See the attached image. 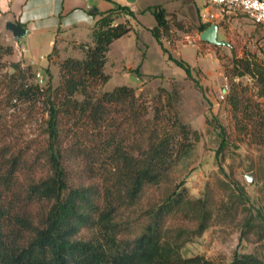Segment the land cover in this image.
Returning a JSON list of instances; mask_svg holds the SVG:
<instances>
[{"label": "trees", "instance_id": "obj_1", "mask_svg": "<svg viewBox=\"0 0 264 264\" xmlns=\"http://www.w3.org/2000/svg\"><path fill=\"white\" fill-rule=\"evenodd\" d=\"M117 8L135 15L127 6ZM151 10L157 20L151 31L161 43L162 33L169 28V13L160 5ZM113 13L98 21L94 44L83 46L82 57L68 56L60 62L57 86L52 85L49 68L46 87L29 83L32 67L22 68L19 63L0 82V108L31 96L43 99L48 114L38 139L23 145L6 133L0 145V264H224L202 255L162 254L164 226L172 213L191 204L200 214L194 234L201 235L209 226L210 211L201 199L189 200L186 188L150 210L140 232L124 235L132 228L126 211L179 160L193 153L201 133L175 114L169 95L156 97L150 115L132 86L98 92L111 78L106 72L111 45L133 29L129 21L115 23ZM209 26L204 23L201 29ZM57 52L55 48L49 57ZM173 60L190 72L186 63ZM235 65L239 76L253 77L257 97L264 98V63L238 58ZM247 89L237 85L226 97L230 133L217 119L207 120L220 129L221 152L231 134L264 144V102ZM261 218L258 232L264 237ZM258 227L250 217L245 232ZM83 230H92L95 236L85 237ZM228 264H264V258L238 253Z\"/></svg>", "mask_w": 264, "mask_h": 264}, {"label": "rangeland", "instance_id": "obj_2", "mask_svg": "<svg viewBox=\"0 0 264 264\" xmlns=\"http://www.w3.org/2000/svg\"><path fill=\"white\" fill-rule=\"evenodd\" d=\"M196 4L201 11L207 9L206 0H196ZM212 13L214 17L208 16L205 22L202 14L193 8L171 9L169 28L162 33L161 43L157 39L155 42L147 25L137 24L139 32L122 36L111 45L106 64V72L111 78L98 92L113 90L118 85L132 86L148 105L150 115L156 97L169 95L175 114L201 133L193 153L179 160L160 183L148 187L139 203L126 211L125 218L132 222V228L124 235L134 236L140 232L150 210L161 205L175 191L186 188L184 194L189 200L201 199L210 211L209 226L201 235L194 234L200 224V214L191 204L187 209L172 213L164 226L162 254L171 258L202 255L217 263L228 264L238 253H253L264 258V237L258 232L262 228L261 216H264V144L242 141L231 134L221 152L220 129L207 120L217 119L231 132L232 117L226 97L237 85L248 87L249 95L264 102V98L256 95L258 88L253 77L239 76L235 65L238 58L262 61L264 26L257 25L244 14L222 15L218 7H212ZM151 20L156 21L154 17L143 19L146 24ZM6 21L0 7V82L14 73L15 64L19 63L22 68L31 66L32 73L40 70L45 75L41 83L36 74L30 73L29 83L46 87L50 79L46 69L49 68L53 74L52 85L57 86L60 62L64 58L57 52L48 57V66L32 64L21 40L6 28ZM123 21L131 22V19ZM204 23L218 24V38L228 41L229 45L202 40ZM87 44L93 45L94 40ZM79 46V52L84 54V44ZM121 48H127L126 54L120 51ZM173 59L186 63L190 72ZM132 76L139 80H133ZM46 117L42 98L30 96L3 103L0 145L6 139V133H9L8 139L14 134L23 145L38 139ZM247 173L253 174V181H247ZM250 217L259 227L245 232V223ZM82 232L85 237L95 236L92 230Z\"/></svg>", "mask_w": 264, "mask_h": 264}, {"label": "crops", "instance_id": "obj_3", "mask_svg": "<svg viewBox=\"0 0 264 264\" xmlns=\"http://www.w3.org/2000/svg\"><path fill=\"white\" fill-rule=\"evenodd\" d=\"M119 5L129 7L135 15L118 9ZM158 5L168 13L171 9L184 10L186 7L200 14L204 12L197 6L196 0H0L7 21H16L27 28V34L20 40L32 64L41 66L50 64L48 57L55 48L62 58L82 57L84 54L79 52V45L88 47L87 43L94 39L93 32L98 21L110 11H114L115 22L131 19L133 29L128 34L139 32L137 24H145L151 29L157 20L146 24L143 19L155 18L151 9ZM135 25L137 27L134 28ZM151 36L156 42L155 36ZM120 51L126 54L127 48H121Z\"/></svg>", "mask_w": 264, "mask_h": 264}, {"label": "built area", "instance_id": "obj_4", "mask_svg": "<svg viewBox=\"0 0 264 264\" xmlns=\"http://www.w3.org/2000/svg\"><path fill=\"white\" fill-rule=\"evenodd\" d=\"M207 9L203 12L202 17L208 20L214 17L212 7H218L221 14H244L249 17L257 25L264 26V0H206ZM262 61L264 63V49L262 51ZM36 78L43 83L45 75L40 71H36Z\"/></svg>", "mask_w": 264, "mask_h": 264}, {"label": "water", "instance_id": "obj_5", "mask_svg": "<svg viewBox=\"0 0 264 264\" xmlns=\"http://www.w3.org/2000/svg\"><path fill=\"white\" fill-rule=\"evenodd\" d=\"M6 28L10 30L13 33L14 37L18 39L24 37L27 34V28H25L24 26L13 20L7 21ZM218 30H219L218 24L213 23L201 33L200 37L202 40L211 42L213 44L229 45L228 41L220 40L218 38ZM132 79L139 80L134 76H132ZM246 179L249 182L253 181V174L247 173Z\"/></svg>", "mask_w": 264, "mask_h": 264}]
</instances>
